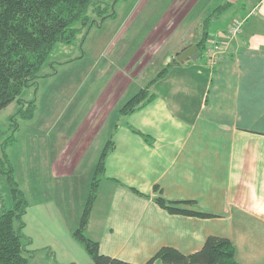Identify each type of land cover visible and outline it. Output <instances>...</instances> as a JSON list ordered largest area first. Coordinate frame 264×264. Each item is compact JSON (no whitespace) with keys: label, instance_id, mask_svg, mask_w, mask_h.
Instances as JSON below:
<instances>
[{"label":"crops","instance_id":"crops-1","mask_svg":"<svg viewBox=\"0 0 264 264\" xmlns=\"http://www.w3.org/2000/svg\"><path fill=\"white\" fill-rule=\"evenodd\" d=\"M124 2L123 32L112 43L124 51L110 55L135 64L126 85L141 67L170 64L150 88L152 101L114 129L87 238L103 255L144 264L163 247L194 254L215 236L232 242L239 264H264V0ZM227 5L207 29V45L220 44L216 64L175 63ZM237 21L243 27L230 39ZM72 154L60 153L53 177L75 174L81 156ZM160 197L210 217L170 214ZM23 221L29 264H94L56 199L28 202Z\"/></svg>","mask_w":264,"mask_h":264},{"label":"rangeland","instance_id":"rangeland-1","mask_svg":"<svg viewBox=\"0 0 264 264\" xmlns=\"http://www.w3.org/2000/svg\"><path fill=\"white\" fill-rule=\"evenodd\" d=\"M124 1L97 0L108 8V15L115 16L102 21L91 13V19L98 24L86 27L73 44L56 46L35 84L23 90L20 99L26 103L25 107L21 109L14 102L0 111V127L5 138L18 127L15 139L5 149L8 163L4 169L11 168L27 202L56 199L62 205L68 225L75 231L90 197L100 157L122 121L120 110L170 64L166 60L163 67L155 66L149 72L141 67L132 73L131 86L126 85L131 83L128 70L135 64L130 65L129 57L118 63L110 55L111 48L119 52L114 54L116 58L124 51L122 46L112 47L115 34L123 32L128 6ZM211 47L207 46L206 52ZM205 58L209 61L206 54ZM197 63L204 61L200 59ZM202 71L208 76V68ZM84 140L79 149L78 144ZM63 151L66 155H79L81 160L75 174L59 179L52 175L53 165ZM1 199L8 208L13 206L8 177L0 173ZM102 200H106L103 195ZM101 207L99 204L98 208Z\"/></svg>","mask_w":264,"mask_h":264},{"label":"trees","instance_id":"trees-1","mask_svg":"<svg viewBox=\"0 0 264 264\" xmlns=\"http://www.w3.org/2000/svg\"><path fill=\"white\" fill-rule=\"evenodd\" d=\"M227 7L228 5L218 8L203 23L204 33L197 43L200 59L206 54L207 29L211 19L222 14ZM91 13L102 21L115 16L108 15V8L102 7L97 0H0V111L14 102H18L21 109L25 107L26 103L20 99L23 90L32 83L35 84L39 72L56 46L73 44L86 27L98 24L91 19ZM174 62L178 61L175 59ZM167 72L168 68H164L156 79L162 78ZM156 79L150 81L124 105L120 110L121 116L131 115L152 101L150 88ZM17 130L18 127L11 136L5 138L0 127V173L7 175L13 197L11 208L6 206L4 199L0 201V264H29L25 245L27 238L23 233V217L28 202L19 189L11 168L3 167L8 163L5 149L15 139ZM113 148V141L110 140L100 157L91 194L74 237L85 246L94 264H133L103 255L99 243L86 236V228L97 199L99 178L105 172L107 154ZM134 192L138 193L136 190ZM156 203L170 214L210 217L183 210L178 203L168 202L161 197L156 199ZM158 261L163 264H239L232 242L215 236L209 237L204 247L194 254L185 255L177 249L163 247L144 264H155Z\"/></svg>","mask_w":264,"mask_h":264},{"label":"built area","instance_id":"built-area-1","mask_svg":"<svg viewBox=\"0 0 264 264\" xmlns=\"http://www.w3.org/2000/svg\"><path fill=\"white\" fill-rule=\"evenodd\" d=\"M242 27H243V22L237 21L233 25L232 29L229 31L227 37L230 39L237 37L240 34ZM219 50H220V44L218 42H213L212 47L209 48V50L206 52L210 66L214 65V63L217 62L219 57Z\"/></svg>","mask_w":264,"mask_h":264},{"label":"water","instance_id":"water-1","mask_svg":"<svg viewBox=\"0 0 264 264\" xmlns=\"http://www.w3.org/2000/svg\"><path fill=\"white\" fill-rule=\"evenodd\" d=\"M200 58V53L196 46H192L189 49L185 50L183 53L176 57V60L180 63H183L185 60L197 61Z\"/></svg>","mask_w":264,"mask_h":264}]
</instances>
